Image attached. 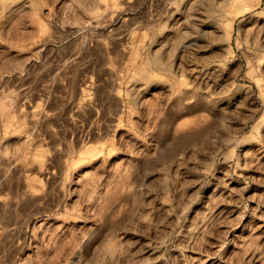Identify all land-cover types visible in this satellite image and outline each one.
Wrapping results in <instances>:
<instances>
[{"label": "rangeland", "instance_id": "obj_1", "mask_svg": "<svg viewBox=\"0 0 264 264\" xmlns=\"http://www.w3.org/2000/svg\"><path fill=\"white\" fill-rule=\"evenodd\" d=\"M0 264H264V0H0Z\"/></svg>", "mask_w": 264, "mask_h": 264}]
</instances>
